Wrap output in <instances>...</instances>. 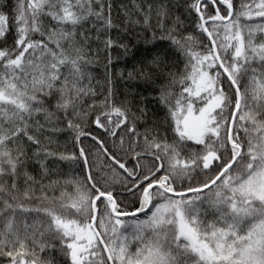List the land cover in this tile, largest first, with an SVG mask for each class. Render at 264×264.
I'll return each mask as SVG.
<instances>
[{"label": "snow or ice", "instance_id": "obj_1", "mask_svg": "<svg viewBox=\"0 0 264 264\" xmlns=\"http://www.w3.org/2000/svg\"><path fill=\"white\" fill-rule=\"evenodd\" d=\"M0 264H264V0H0Z\"/></svg>", "mask_w": 264, "mask_h": 264}, {"label": "trees", "instance_id": "obj_2", "mask_svg": "<svg viewBox=\"0 0 264 264\" xmlns=\"http://www.w3.org/2000/svg\"><path fill=\"white\" fill-rule=\"evenodd\" d=\"M144 47H150V45H145L143 42H140V43L137 44V46L135 48H132L131 49V52L132 53H136L137 49H142ZM101 60H102V58H101ZM114 62H116V61L114 60ZM100 71L102 72L103 69L100 68Z\"/></svg>", "mask_w": 264, "mask_h": 264}]
</instances>
